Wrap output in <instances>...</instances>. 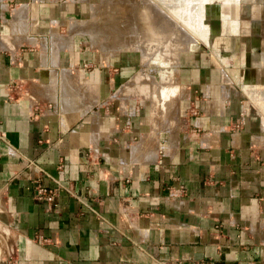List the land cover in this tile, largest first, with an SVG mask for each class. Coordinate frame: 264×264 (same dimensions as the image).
Segmentation results:
<instances>
[{
    "label": "crops",
    "instance_id": "crops-1",
    "mask_svg": "<svg viewBox=\"0 0 264 264\" xmlns=\"http://www.w3.org/2000/svg\"><path fill=\"white\" fill-rule=\"evenodd\" d=\"M88 2L0 0V264H264L263 68L183 58L180 123L175 90L148 120L127 53L74 39Z\"/></svg>",
    "mask_w": 264,
    "mask_h": 264
},
{
    "label": "rangeland",
    "instance_id": "rangeland-1",
    "mask_svg": "<svg viewBox=\"0 0 264 264\" xmlns=\"http://www.w3.org/2000/svg\"><path fill=\"white\" fill-rule=\"evenodd\" d=\"M173 1L169 0L173 6L170 8L161 0H89L86 11L74 17L84 20L79 28H75L80 33L73 35L83 47H102L110 49L112 54L127 53L129 66L134 68V74L137 73L130 84L139 87V92L133 93L130 102L136 106L135 111L146 116L148 120L150 105L158 96L163 102L169 96V90H175V100L177 99L178 89L180 86L183 88L178 76L183 58L191 57V60L199 64L202 62L220 66L238 86L243 82H257L255 70L258 67L264 70V40L261 39L262 33L253 27L256 16L252 10L256 4L264 8V0H175L172 3ZM93 5L97 10L91 11ZM150 6L153 7V12ZM223 12H229L224 19ZM129 15H134L132 22L124 21ZM235 19L237 29L232 30L231 22ZM163 22H168L169 26L168 32L161 37L164 33H158L160 23V30L164 28ZM208 25L210 31L208 41L205 42L199 38L205 37ZM62 30L63 33L68 32V26L64 25ZM213 36H220L223 43L217 45ZM194 40L202 44L194 48L197 50H181ZM91 41L95 44L92 45ZM260 78L264 79V72ZM112 99L117 111L116 106L125 105L119 95L113 94ZM180 101L181 98H178L175 125L181 120ZM77 103V95L70 87L63 88L62 93L59 92V110L68 118H74L79 111L86 108L82 106L79 110L80 107L75 105Z\"/></svg>",
    "mask_w": 264,
    "mask_h": 264
},
{
    "label": "bare ground",
    "instance_id": "bare-ground-1",
    "mask_svg": "<svg viewBox=\"0 0 264 264\" xmlns=\"http://www.w3.org/2000/svg\"><path fill=\"white\" fill-rule=\"evenodd\" d=\"M162 2H165L166 3V6H168V7H170V8H173V6H172V4L169 2V0H161ZM169 2V3H168ZM176 1L174 0L172 3H175ZM171 4V5H170ZM175 6H177L176 4H175ZM150 8L152 9V12H153V7L152 6H150ZM176 9V8H175ZM94 10H97L96 9V7L94 8ZM253 13H257V12H259L258 11V7L255 5V6H253ZM229 12H227V13H222V17H223V19L224 18H226V16H227V14H228ZM138 14V13H137ZM156 14H158V13H156ZM141 15H142V12L140 13V15H139V17H141ZM136 16V15H135ZM144 16V15H143ZM129 17V18H128ZM128 17H126V18H124V21H130V22H132V19H133V17H134V15H129ZM131 19V20H130ZM224 21V20H223ZM114 24H116V25H118L119 26V24H117V22H114ZM162 24H164V28L162 29V31L160 30L161 29V23H160V28H159V33H158V35L159 34H162V33H164V34H162V35H160L161 37L164 35L165 36V34L168 32V26H169V23L168 22H163ZM109 25V24H108ZM86 27H87V25H86ZM89 27V26H88ZM101 27V26H100ZM107 27V23H106V25H105V28ZM116 27V26H115ZM231 27H234V29H236L237 28V22H236V19L235 20H233L232 22H231ZM83 28H84V26H83ZM89 28H91V27H89ZM104 28V29H105ZM93 29V28H92ZM97 31V30H96ZM154 31V30H153ZM161 31V32H160ZM209 31H210V26L208 25L207 26V31H206V34H205V37H203V38H199L200 40H206V38L209 36ZM155 32V31H154ZM156 33V32H155ZM176 33V32H175ZM168 35V34H167ZM173 35V34H172ZM155 36H156V34H155ZM159 36V37H160ZM160 37V38H161ZM174 37V36H173ZM157 38H158V36H157ZM156 38V39H157ZM161 40H163V39H161ZM154 41V40H153ZM156 41V40H155ZM163 41H165V40H163ZM149 43H150V41H148ZM152 42V41H151ZM193 42H198V41H196V40H194ZM193 42H191V43H193ZM165 43V42H164ZM153 44V43H152ZM151 46V45H150ZM179 55V54H178ZM255 90V88L252 86V87H250L249 88V93L251 94V95H254V91ZM64 106V105H63Z\"/></svg>",
    "mask_w": 264,
    "mask_h": 264
},
{
    "label": "built area",
    "instance_id": "built-area-1",
    "mask_svg": "<svg viewBox=\"0 0 264 264\" xmlns=\"http://www.w3.org/2000/svg\"><path fill=\"white\" fill-rule=\"evenodd\" d=\"M59 186L63 187L62 185ZM67 191L70 192V190L68 189ZM56 194H57V188H47L44 186H38L35 191L36 199L48 202L50 204L54 202Z\"/></svg>",
    "mask_w": 264,
    "mask_h": 264
},
{
    "label": "water",
    "instance_id": "water-1",
    "mask_svg": "<svg viewBox=\"0 0 264 264\" xmlns=\"http://www.w3.org/2000/svg\"><path fill=\"white\" fill-rule=\"evenodd\" d=\"M256 6L258 7V11L259 12L254 13V15L256 16V18L253 19L254 20L253 21V24L256 23L257 26H254L253 25V27L256 30H259L262 33L261 39L263 38V40H264V8H263V6H261L259 4H256Z\"/></svg>",
    "mask_w": 264,
    "mask_h": 264
}]
</instances>
